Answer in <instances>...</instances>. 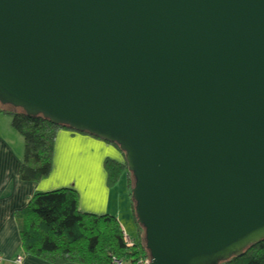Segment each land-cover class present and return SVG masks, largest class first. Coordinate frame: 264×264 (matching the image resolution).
<instances>
[{"label": "water", "instance_id": "obj_1", "mask_svg": "<svg viewBox=\"0 0 264 264\" xmlns=\"http://www.w3.org/2000/svg\"><path fill=\"white\" fill-rule=\"evenodd\" d=\"M0 106L118 146L150 264L264 241V0H0Z\"/></svg>", "mask_w": 264, "mask_h": 264}, {"label": "trees", "instance_id": "obj_2", "mask_svg": "<svg viewBox=\"0 0 264 264\" xmlns=\"http://www.w3.org/2000/svg\"><path fill=\"white\" fill-rule=\"evenodd\" d=\"M0 113L11 117V128L22 138L20 180L39 182L46 179L51 171L56 133L72 131L66 126L50 124L40 115L27 117L20 109L0 106ZM79 134L88 136L87 133ZM106 144L114 147L122 157L121 163L108 158L103 160L106 185L112 188L124 178L133 221L144 231L135 219L131 200L134 179L127 170L123 152L116 144ZM77 204V193L69 188L35 192L28 205L15 213L23 252L51 264H137L140 259L150 258L145 242L133 241V246H126L113 215L82 213ZM219 264H264V241L249 247L241 257H231Z\"/></svg>", "mask_w": 264, "mask_h": 264}, {"label": "crops", "instance_id": "obj_3", "mask_svg": "<svg viewBox=\"0 0 264 264\" xmlns=\"http://www.w3.org/2000/svg\"><path fill=\"white\" fill-rule=\"evenodd\" d=\"M11 131L14 130L10 119L0 113V264H51L46 259L24 253L20 244L15 213L28 205L35 192L69 188L77 193L80 212L109 214L116 220L125 216L121 215L117 204L120 195L116 196L106 185L102 166L105 158L122 162L114 147L94 137L60 130L54 141L49 177L39 182H24L19 178L22 155L17 152Z\"/></svg>", "mask_w": 264, "mask_h": 264}, {"label": "rangeland", "instance_id": "obj_4", "mask_svg": "<svg viewBox=\"0 0 264 264\" xmlns=\"http://www.w3.org/2000/svg\"><path fill=\"white\" fill-rule=\"evenodd\" d=\"M4 108L9 109V110L12 109L11 107H8V106L4 107ZM6 116L10 119V123H11V117L9 115H6ZM4 128H6L5 124H4ZM7 129H8V127H7ZM11 132L13 133L12 134V138H13L12 140L17 143V147H18L17 152L21 153V155H22L23 154L22 138L17 133H15V131H11ZM13 147H15V146H13ZM110 190H114V192H116V196L120 195V197L117 199V204H118L119 208L122 210L121 215L124 214L125 216H120V219L117 220L119 226L121 225L120 227L123 228L124 232L130 238V240H132L134 242H138V241L144 242L145 241L144 231L142 229H139L136 226V224L133 221L131 210H130V208H128L129 200H128V197H127L126 192H125L126 190H125V186H124V178L122 177V179L118 182V184H116L115 186L110 188ZM113 202L116 203V200L114 199Z\"/></svg>", "mask_w": 264, "mask_h": 264}, {"label": "built area", "instance_id": "obj_5", "mask_svg": "<svg viewBox=\"0 0 264 264\" xmlns=\"http://www.w3.org/2000/svg\"><path fill=\"white\" fill-rule=\"evenodd\" d=\"M120 231H121L122 238H123V241L125 242L126 246H128V247L133 246L132 240H130V238L126 235V233L124 232L122 227H120ZM19 261H20V259L17 258L16 262L19 263ZM137 264H150V259L149 258L140 259Z\"/></svg>", "mask_w": 264, "mask_h": 264}, {"label": "bare ground", "instance_id": "obj_6", "mask_svg": "<svg viewBox=\"0 0 264 264\" xmlns=\"http://www.w3.org/2000/svg\"><path fill=\"white\" fill-rule=\"evenodd\" d=\"M133 242V241H132ZM150 259V258H149ZM119 264V263H118Z\"/></svg>", "mask_w": 264, "mask_h": 264}]
</instances>
